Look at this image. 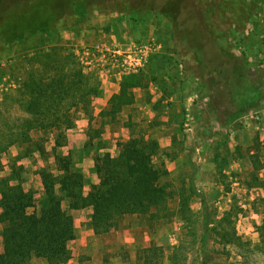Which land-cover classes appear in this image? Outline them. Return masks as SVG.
I'll return each mask as SVG.
<instances>
[{
  "label": "rangeland",
  "instance_id": "374dc122",
  "mask_svg": "<svg viewBox=\"0 0 264 264\" xmlns=\"http://www.w3.org/2000/svg\"><path fill=\"white\" fill-rule=\"evenodd\" d=\"M85 1L86 16L80 19L70 7L81 13ZM128 1L47 0L60 9V25L22 44L0 43V150L16 139L2 156L0 184L21 183L40 212L46 202L43 174L63 175L55 149L83 175L87 197L100 182L97 159L117 158L131 139L155 141L159 184L171 195L164 213L155 220L127 216L118 229L95 234L90 247L73 256L89 264H264V101L228 122L227 99L217 111L210 107V93L194 72L193 57L180 53L172 23L161 15L128 12ZM198 2L221 46L264 87V0ZM149 41L162 50L141 72L110 75L119 85L112 98L132 78L142 81V87L128 89L134 101L122 106L97 101L114 91L105 88L101 74L111 68L105 59L83 58L78 51ZM79 73L87 78L81 85ZM67 118L75 123L70 130ZM71 130L75 138L68 137ZM77 130H85L82 140ZM25 134L32 143H21ZM91 174L97 182L85 191ZM70 204L64 199L71 215ZM1 234L0 224V247Z\"/></svg>",
  "mask_w": 264,
  "mask_h": 264
},
{
  "label": "trees",
  "instance_id": "16d2710c",
  "mask_svg": "<svg viewBox=\"0 0 264 264\" xmlns=\"http://www.w3.org/2000/svg\"><path fill=\"white\" fill-rule=\"evenodd\" d=\"M70 8L83 19L87 2L81 13L74 6ZM126 10L161 15L172 23L180 53L193 57L194 72L210 93V107L217 111L215 106H219V101L227 99L231 111L227 116L228 122L264 101V87L255 84L245 64L221 46L198 0H130ZM60 14V9L55 5L49 6L47 0H0V43L8 48L24 43L28 36L47 33L60 25ZM79 77L80 85L87 81L81 73ZM142 84L139 78H132L122 85L121 93L110 103L114 105L117 102L119 106L125 100L131 103L134 96L128 93V89L142 87ZM80 85L76 88H81ZM70 89H75V86ZM51 101L56 102L54 98ZM37 106L40 113L42 104L37 103ZM28 111L32 112L30 108ZM74 125L73 119H65V129L70 130ZM19 138L21 143H32L29 134ZM15 143L16 139H10L0 150V172L3 154ZM158 150L159 145L155 141L131 139L121 145L117 158L109 154L100 157L96 162L100 182L85 197L82 193L83 175L74 172L70 158L58 156L55 149L54 157L57 164L63 165L60 169L63 175L55 178L52 174H43L46 202L40 212L34 210L35 200L21 183L0 184V264H31L34 257L45 260L47 264H67L73 258L69 243L76 239L75 225L72 215L63 208L64 199L71 203V210L93 209L91 219L96 235L118 229L127 216L159 219L171 195L159 184L160 173L153 162ZM202 203L206 207L203 198Z\"/></svg>",
  "mask_w": 264,
  "mask_h": 264
},
{
  "label": "built area",
  "instance_id": "2783aa9c",
  "mask_svg": "<svg viewBox=\"0 0 264 264\" xmlns=\"http://www.w3.org/2000/svg\"><path fill=\"white\" fill-rule=\"evenodd\" d=\"M162 50V45L157 42H133L127 49L120 46L101 47L84 49L78 51L81 57L99 56L107 61L106 74L112 75V70L120 75L137 74L147 65L149 59ZM103 71V70H102ZM109 76V75H108Z\"/></svg>",
  "mask_w": 264,
  "mask_h": 264
},
{
  "label": "crops",
  "instance_id": "0c3cea01",
  "mask_svg": "<svg viewBox=\"0 0 264 264\" xmlns=\"http://www.w3.org/2000/svg\"><path fill=\"white\" fill-rule=\"evenodd\" d=\"M263 14H264V12H263ZM261 23L264 24L263 18L261 19ZM135 33L137 34L138 32H135ZM106 73H107V71H105V70L101 71V74L103 76H106L105 81L108 82V84L106 85L105 88L113 89L114 91L112 94H110V96H108V98L104 96V93H102L101 98L99 97V99H97V101H99L101 103L102 102L105 103V106L108 105L112 96L117 94L119 91V85L114 83V80L112 81V79L110 81V78H112V77H110L111 74H106ZM105 106H103V107H105ZM75 132L73 130H71L69 132L71 134H69L68 137L75 138L76 137ZM77 133H78L77 137L80 140H82L83 137L85 136V130H77ZM75 141H76L75 139L70 140L69 145H73V142H75ZM89 177H88L89 179L87 177H85V189H84L85 191H90L93 184H96V182H97L96 176L94 177V179L92 178V174ZM71 215L74 219L76 239L69 243V248L71 251L75 250V253H76V251L79 252L81 250L88 249L91 245V241L89 239L91 237L95 236V232H94V229L92 226V219H91L92 218V209L91 208H85V209H81V210H73V211H71ZM31 264H47V262L43 259L34 258L31 262ZM67 264H89V263H87V262L83 263L79 257L76 258L75 256H73V258ZM107 264H112V261L110 263H107Z\"/></svg>",
  "mask_w": 264,
  "mask_h": 264
}]
</instances>
